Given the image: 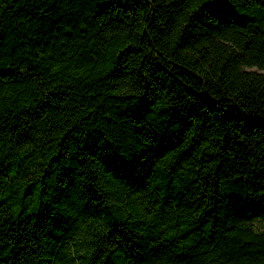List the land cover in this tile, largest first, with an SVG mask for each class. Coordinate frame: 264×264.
<instances>
[{
  "label": "trees",
  "instance_id": "16d2710c",
  "mask_svg": "<svg viewBox=\"0 0 264 264\" xmlns=\"http://www.w3.org/2000/svg\"><path fill=\"white\" fill-rule=\"evenodd\" d=\"M0 264H264V0H0Z\"/></svg>",
  "mask_w": 264,
  "mask_h": 264
}]
</instances>
